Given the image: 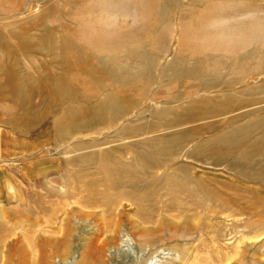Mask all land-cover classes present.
I'll return each mask as SVG.
<instances>
[{
  "label": "rangeland",
  "instance_id": "1",
  "mask_svg": "<svg viewBox=\"0 0 264 264\" xmlns=\"http://www.w3.org/2000/svg\"><path fill=\"white\" fill-rule=\"evenodd\" d=\"M100 240L105 264H264V0H0V264Z\"/></svg>",
  "mask_w": 264,
  "mask_h": 264
},
{
  "label": "bare ground",
  "instance_id": "2",
  "mask_svg": "<svg viewBox=\"0 0 264 264\" xmlns=\"http://www.w3.org/2000/svg\"><path fill=\"white\" fill-rule=\"evenodd\" d=\"M95 33V32H94ZM98 41V40H97ZM101 44V43H100ZM103 44V43H102ZM104 47V46H103ZM105 48V47H104ZM89 63H91L90 61H89ZM93 68V67H92ZM103 75V74H102ZM105 75V74H104ZM73 76V75H72ZM72 78V77H71ZM71 78H67V79H70L71 80ZM15 79V78H14ZM75 79H76V77H75ZM66 80V79H65ZM77 80H79V79H77ZM87 80V79H86ZM62 81V80H61ZM73 81V80H72ZM81 81V80H80ZM56 82H57V80H56ZM76 82V81H75ZM79 81H77L76 82V84L78 83ZM3 84L2 85H4V86H6V87H8L9 89H11V90H14V89H16L18 86H19V84L18 83H15V82H12V81H9V80H7V81H3L2 82ZM41 83H43V82H41ZM61 83V82H60ZM59 83V84H60ZM71 83V82H70ZM73 83V82H72ZM50 84V83H49ZM58 84V85H59ZM76 84H74L73 86H75ZM85 84V83H84ZM83 84V87L85 86ZM43 85H45V84H43ZM57 85V84H56ZM55 85V86H56ZM57 85V90H59L58 88H59V86ZM78 85V84H77ZM48 86V85H47ZM60 86H62V85H60ZM79 86V85H78ZM87 86H89V84L87 85ZM86 86V87H87ZM46 87V86H45ZM61 89L63 88V86L62 87H60ZM66 88L68 89V90H72L71 88H70V86H66ZM77 88V87H76ZM80 88V87H79ZM78 88V89H79ZM87 89V88H86ZM53 90H55V89H53ZM79 91H81L80 89H79ZM116 112V111H115ZM121 112V111H120ZM120 114V113H119ZM142 159V158H141ZM143 161V160H142ZM145 163V162H144ZM143 163V164H144ZM116 186V185H115ZM85 187H87V186H85ZM105 188V187H104ZM108 188V187H107ZM105 191H107V190H105ZM88 192V191H87ZM89 193V192H88ZM91 200H89V199H87V200H82L83 201V206L84 207H88V208H90V210H92V209H94V208H96V207H101V210H100V212H102V213H105V212H109V213H111V214H114L115 216H117V217H119L120 216V213L122 212V209L125 207V205L124 204H122V202H120L119 203V206L118 207H120V208H117L116 207V199H108V198H106V197H103V195L102 196H99V197H97V198H90ZM116 207V208H115ZM97 209V208H96ZM95 210V209H94ZM81 211V210H80ZM83 211V210H82ZM87 210H85V211H83V215H85L86 217H88L89 218V216H91L92 215V213L93 212H91V211H87ZM94 212H97V211H94ZM99 212V213H100ZM98 213V212H97ZM96 213V214H97ZM101 213V214H102ZM82 214V213H81ZM95 214V215H96ZM80 218V217H79ZM65 220L67 219V218H64ZM92 219H93V217H92ZM68 220V219H67ZM67 220H66V222H67ZM62 221V220H61ZM64 222V221H63ZM63 222H61V223H63ZM117 222V221H116ZM66 224V223H65ZM259 227V226H258ZM105 230V229H104ZM110 231H112V230H110ZM114 234V233H113ZM64 235L65 236H63V238L65 239V243H66V240H67V238L69 237V235H70V231L68 230V231H66L65 233H64ZM113 236V235H112ZM60 238V237H59ZM61 239V238H60ZM105 239V238H104ZM101 241V240H100ZM60 242H62V244H63V240L62 241H60ZM68 243V242H67ZM97 243V242H96ZM99 244H97V245H95L94 246V248H93V246H92V244H91V246H92V248H93V251H91L88 255H85L84 257H87V259L88 258H90L91 259V262L90 261H88L89 263H91V264H105V261H104V257H105V250H107L106 249V247H105V245H106V243H109V242H107V241H105V240H102L101 242H98ZM90 248V247H89ZM88 253V252H87ZM87 253H85V254H87ZM90 255V256H89ZM226 260H227V258H225ZM228 259H230V258H228ZM232 259V258H231ZM127 261L128 260H125L124 261V263L123 264H126L127 263ZM140 261V260H139ZM221 261V260H220ZM147 262V261H146ZM137 263V262H136ZM228 263V262H227ZM233 262H229L228 264H232Z\"/></svg>",
  "mask_w": 264,
  "mask_h": 264
}]
</instances>
